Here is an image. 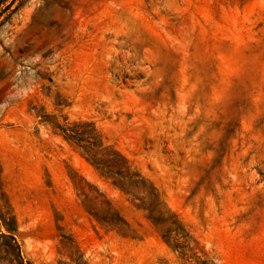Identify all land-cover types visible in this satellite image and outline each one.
I'll return each instance as SVG.
<instances>
[{"label":"rangeland","instance_id":"obj_1","mask_svg":"<svg viewBox=\"0 0 264 264\" xmlns=\"http://www.w3.org/2000/svg\"><path fill=\"white\" fill-rule=\"evenodd\" d=\"M54 120L91 123L192 252ZM0 211L31 264H264V0H0Z\"/></svg>","mask_w":264,"mask_h":264},{"label":"trees","instance_id":"obj_2","mask_svg":"<svg viewBox=\"0 0 264 264\" xmlns=\"http://www.w3.org/2000/svg\"><path fill=\"white\" fill-rule=\"evenodd\" d=\"M63 140L81 151L87 162L112 183L125 191L134 194L140 191L143 208L148 213V220L159 231L160 237L174 251L186 257V250L191 239L188 231L178 217L165 207L158 199L154 189L147 187L140 175L131 171L130 165L117 151L104 146L103 140L91 123L78 122L69 124L58 121H44ZM97 224L105 229L124 234L132 232L129 225L110 205L106 204L101 213L90 214ZM16 226L8 212L0 211V264H31L21 255L18 243L14 238ZM3 230V231H2ZM195 253H192L194 256ZM190 258V257H187Z\"/></svg>","mask_w":264,"mask_h":264}]
</instances>
